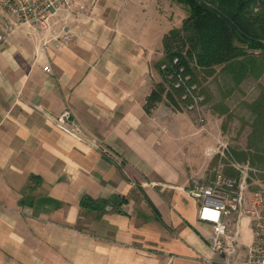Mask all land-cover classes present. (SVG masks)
<instances>
[{"label": "crops", "instance_id": "crops-1", "mask_svg": "<svg viewBox=\"0 0 264 264\" xmlns=\"http://www.w3.org/2000/svg\"><path fill=\"white\" fill-rule=\"evenodd\" d=\"M174 3L93 0L57 11L41 32L1 14L0 264H216L185 188L205 179L207 151L237 133L234 159L253 168L245 195L264 192V149L248 143L264 135L252 137L251 111L243 115L264 72L239 83L228 71L207 76L203 123L165 99L145 107L162 80L164 35L187 13L175 22ZM64 30L69 43L41 46ZM65 107L85 139L53 120ZM252 236L243 216L240 240Z\"/></svg>", "mask_w": 264, "mask_h": 264}, {"label": "built area", "instance_id": "built-area-1", "mask_svg": "<svg viewBox=\"0 0 264 264\" xmlns=\"http://www.w3.org/2000/svg\"><path fill=\"white\" fill-rule=\"evenodd\" d=\"M93 0H0V12L14 16L19 22L32 26L37 32L50 30L52 17L59 10L69 13L82 12ZM261 0H256V6ZM1 38V36H0ZM67 30L51 38H41L44 47L52 39L60 48L71 40ZM172 62H178L173 57ZM160 67L167 69L166 63ZM46 71L50 70L45 65ZM169 82L182 88L180 94L183 109L199 112L204 102V93L198 83L191 81L183 66L166 72ZM53 120L67 132L85 139L86 134L73 115L65 107ZM203 123L204 117H199ZM223 144V143H221ZM219 146L209 149L208 155L219 151ZM231 165L238 171L237 177L217 172L210 180L192 178L185 191L196 202L197 219L207 223L210 231L207 235L208 246L213 254L211 260L216 264H264V192L257 191L246 197L245 189L249 172L253 170L248 161H233ZM243 216L251 218L253 236L249 243H243L239 237V223Z\"/></svg>", "mask_w": 264, "mask_h": 264}, {"label": "trees", "instance_id": "trees-1", "mask_svg": "<svg viewBox=\"0 0 264 264\" xmlns=\"http://www.w3.org/2000/svg\"><path fill=\"white\" fill-rule=\"evenodd\" d=\"M174 1L184 5L187 15L179 27L171 28L164 35V56L156 65L162 80L154 85L146 98L148 111L161 99L175 109H183L182 88L174 87L166 77L167 71L179 66L190 74L191 81L198 83L202 93H205L202 79L216 75L217 65L231 72L236 83L247 74L257 76L264 71V56L261 57L264 52L261 40L264 39V17L253 11L256 0ZM248 49L259 50L260 54L253 55ZM173 57L178 58L176 64L172 62ZM161 63H166V70L160 67ZM260 88L259 95L249 103L255 107L256 123L264 121V85ZM88 200L82 203L92 206Z\"/></svg>", "mask_w": 264, "mask_h": 264}, {"label": "rangeland", "instance_id": "rangeland-1", "mask_svg": "<svg viewBox=\"0 0 264 264\" xmlns=\"http://www.w3.org/2000/svg\"><path fill=\"white\" fill-rule=\"evenodd\" d=\"M177 3H180V2H177ZM177 3H174L175 4V6H174L175 9H174V16L173 17H174L175 22L179 23L180 20H181V18H182V15H183V12L182 11L185 8H184V5L182 3H180L183 8L181 9V11H179V8H177L178 7L177 5H179V4H177ZM256 4L257 3L254 2V4H253V11L255 13H257V14L259 13L262 17H264V0H261V2H260L259 5L256 6ZM1 14L2 13L0 12V20L2 18H4V17L1 16ZM186 15H187V13H186ZM5 16H6L7 21H10L11 22L12 19H14V17L11 16V15L8 16L6 14ZM261 40H262V43H264V39H261ZM247 51L249 53H253V55L260 54V53H258L259 50H250V49H248ZM262 56H264V52H262L261 57ZM215 69L217 70L218 74H221L223 71H225L224 68L221 67V65H217ZM261 69L262 68H260V70ZM255 71L256 72L259 71V67L256 68ZM262 72H264V71H261L260 73H258L257 76L252 75V74H247V75L253 76V77H255V79H257L259 76L262 75ZM230 75H231L230 80H232L234 82V79L232 77L231 72H230ZM225 80H227V79H225ZM202 81H203V83H202V87H203V85H206V82H205L206 81V78H203ZM261 82H264V77H262ZM261 84L262 83H260V85ZM165 85H167V84H165ZM262 85H264V84H262ZM249 86H251V85L248 84L245 87L247 88ZM260 92H261V88L259 87L258 88V93H257L256 97L259 95ZM255 98H253L250 102L247 103V105L250 108V110H247L245 113H243V115H245V114H248L249 111H251L252 118H251V121L247 123L248 124L247 132L250 135H252V137H254L257 134L258 135H264V121H261L259 123H256V110H255V107H252V106L249 105V103H251L252 101H254ZM204 102H206V101H204ZM204 102H203V104H206ZM205 107H206V105L203 106V108H205ZM203 108H201V109H203ZM196 116L198 117V119H199L200 116H203L204 117L202 110L199 111V112H196ZM230 116L231 115L226 114V116L224 118V122L226 124H227L228 121H230L233 118V117L231 118ZM231 121H233V120H231ZM243 123H244L243 118L242 119L239 118L238 120L235 121V124H234V128L233 129L236 130V128H238L240 124L243 125ZM233 139H235V140L232 141V142H223V144H221L222 142H217V146L218 145H223V146H219L220 147L219 148V151L216 152L215 154H213L211 156L209 155L211 157V161L209 162V164H208V166H207V168L205 170L204 177H205L206 180L213 179L218 171L221 172L222 174L229 175V176H232V177H237L238 176V171L231 165V163L233 161H235V159H234L235 156H234V154L232 152L233 146L240 144V143L236 142L239 139L238 133L235 134V136H233ZM248 143L251 146H253V147H262V149H264V142H260L259 143V142H255L254 140L251 139L250 141L248 140ZM224 167L226 168V170L224 169ZM227 169L229 171L230 170L231 171L229 172V171H227Z\"/></svg>", "mask_w": 264, "mask_h": 264}]
</instances>
